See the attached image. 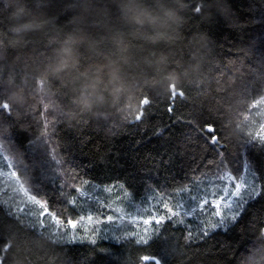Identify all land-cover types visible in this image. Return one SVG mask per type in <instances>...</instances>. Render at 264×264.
Listing matches in <instances>:
<instances>
[{
  "label": "trees",
  "instance_id": "trees-1",
  "mask_svg": "<svg viewBox=\"0 0 264 264\" xmlns=\"http://www.w3.org/2000/svg\"><path fill=\"white\" fill-rule=\"evenodd\" d=\"M136 3L170 12L140 27L129 0H0V145L20 180L76 220L86 181L142 198L247 164L259 196L202 240L169 220L146 244L55 242L0 203L4 264H264V138L244 118L264 96V0Z\"/></svg>",
  "mask_w": 264,
  "mask_h": 264
},
{
  "label": "rangeland",
  "instance_id": "rangeland-1",
  "mask_svg": "<svg viewBox=\"0 0 264 264\" xmlns=\"http://www.w3.org/2000/svg\"><path fill=\"white\" fill-rule=\"evenodd\" d=\"M244 118L249 119L252 124H259V133L264 138V96L253 101ZM15 173L13 159L0 145V203L10 214L59 243L95 244L104 239L113 243L134 240L146 244L159 233L162 225H144L143 220L160 214L156 212V208L161 199L170 207L175 206V211L169 209V213L175 216L173 222L187 227V241L202 240L235 223L247 204L261 192L257 174L247 164L238 173L233 174L224 169L213 175L209 172L183 189L160 194L150 191L142 198H137L122 184L98 185L86 181L73 196L74 205L82 212L77 220L78 228L75 229L71 221L67 225L55 214L42 215L40 207L47 211L45 201L39 198L46 206L36 204L35 196ZM233 183L240 188V193L229 196V191L235 192ZM190 195L201 198L198 208L197 202L193 200L195 198L192 199ZM222 196H227L226 202ZM208 200L216 208V212L213 210L209 214L205 210ZM236 213L237 218L233 220ZM163 214L167 219V214Z\"/></svg>",
  "mask_w": 264,
  "mask_h": 264
},
{
  "label": "snow or ice",
  "instance_id": "snow-or-ice-1",
  "mask_svg": "<svg viewBox=\"0 0 264 264\" xmlns=\"http://www.w3.org/2000/svg\"><path fill=\"white\" fill-rule=\"evenodd\" d=\"M209 127H211V126H209ZM202 131H207V132H214L215 130L212 128V131H208V128L205 130V129H202ZM212 139V138H211ZM211 141V140H210ZM217 155H219V153H217ZM9 167H10V165H9ZM13 173L11 172V175H12ZM17 176H18V174H17V172L15 173ZM233 188L235 189V192L233 193L232 191H229L228 192V195L229 196H231V195H234V194H239L240 193V188L238 189L237 188V184H235V183H233ZM182 193H183V191H181ZM35 196V195H34ZM191 196V198L193 199V197L195 198V199H193V200H195L196 202H197V204H196V208H198V206H199V204H198V202L200 201V197L199 196H196V195H190ZM223 197V200L226 202L227 201V196H222ZM35 198H36V204H38L39 206L41 205V204H44V203H41V201H40V199L38 198V197H36L35 196ZM45 205V204H44ZM46 206V205H45ZM205 210L206 211H208L209 212V214H211V212L214 210L215 212H216V208L215 207H213L212 206V203H211V201H209L208 200V203L207 204H205ZM220 207H221V204H220ZM40 209H41V214L42 215H48V216H50V214H55V216L56 217H58L59 216V214L58 213H54V208H52L49 204L46 206V209H47V211L45 212V209H44V207H40ZM169 209H171V211L172 212H174L175 211V206H173V207H170L169 206V204L168 203H165L164 202V199H161L160 200V205L159 206H157V208H156V212L157 213H160L158 216H155V218H151V219H144L143 220V224L144 225H162L163 223H165L166 221H168V220H173V218L175 217V216H171L170 215V213H169ZM163 213H166L167 214V219H166V216H165V214H163ZM195 214V213H194ZM151 215V214H150ZM108 216V215H107ZM153 217V216H152ZM237 218V213H236V215H233V217H232V219L233 220H235ZM58 219H60L63 223H66L67 225H69V221H71V223L73 224V225H75V229H77L78 228V221L75 219V218H72V219H66V218H58ZM141 239L143 240L144 238L143 237H141ZM148 243V242H147ZM145 260H148L149 259V257H145L144 258ZM0 264H4V257H2V256H0Z\"/></svg>",
  "mask_w": 264,
  "mask_h": 264
},
{
  "label": "clouds",
  "instance_id": "clouds-1",
  "mask_svg": "<svg viewBox=\"0 0 264 264\" xmlns=\"http://www.w3.org/2000/svg\"><path fill=\"white\" fill-rule=\"evenodd\" d=\"M160 15L156 16L152 13L148 12L141 5L136 3V0H129L128 5V17L131 23L143 27L145 23H148L150 26H155L160 23L164 18H166L167 14L170 12V9L164 8L163 5L159 6ZM25 14V9L22 4L17 3L14 6V10L11 13L12 19H19ZM29 25H24L23 27H27ZM13 31H19V29H13ZM64 51L63 48L60 50ZM68 67L66 62H58L56 66L53 67L52 71L55 73L62 72L65 68Z\"/></svg>",
  "mask_w": 264,
  "mask_h": 264
}]
</instances>
